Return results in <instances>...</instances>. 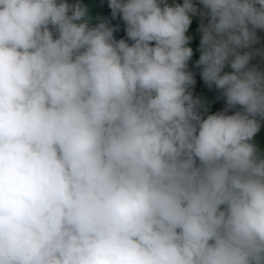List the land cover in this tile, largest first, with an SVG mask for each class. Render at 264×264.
I'll use <instances>...</instances> for the list:
<instances>
[{
  "label": "clouds",
  "instance_id": "clouds-1",
  "mask_svg": "<svg viewBox=\"0 0 264 264\" xmlns=\"http://www.w3.org/2000/svg\"><path fill=\"white\" fill-rule=\"evenodd\" d=\"M107 1L0 0V264H264V0Z\"/></svg>",
  "mask_w": 264,
  "mask_h": 264
},
{
  "label": "trees",
  "instance_id": "trees-1",
  "mask_svg": "<svg viewBox=\"0 0 264 264\" xmlns=\"http://www.w3.org/2000/svg\"><path fill=\"white\" fill-rule=\"evenodd\" d=\"M177 3L182 4L183 0H175ZM70 3L76 2V0H69ZM79 2L87 8L88 14L85 17V21L89 23L91 26H95L100 21H106L111 26H113L116 31L114 32L115 39H125L127 40L125 24L123 20L119 17L113 18L111 15V9L108 6V1L103 6V0H79ZM196 6L203 11V6L199 4V0H194ZM201 16L199 13L197 15L192 16V23L189 27L187 35L191 37V41L189 46L193 49V56L188 62V70L193 73L194 79L196 83L190 87V91L192 92L194 97H198L204 109L207 110V114L222 108L223 106V96L221 95L220 90L216 89L213 85L209 87L205 84V82L201 79L200 71L201 69L196 66V61H198L197 56L195 55L197 48L195 45L198 39L201 37V33L198 31L199 25L201 23ZM207 23V20H204ZM131 43V42H130ZM257 66L259 70L264 71V56L256 55L250 61V66ZM254 143L257 145L261 154H264V121H261L260 131L253 138Z\"/></svg>",
  "mask_w": 264,
  "mask_h": 264
},
{
  "label": "rangeland",
  "instance_id": "rangeland-1",
  "mask_svg": "<svg viewBox=\"0 0 264 264\" xmlns=\"http://www.w3.org/2000/svg\"><path fill=\"white\" fill-rule=\"evenodd\" d=\"M103 2H105V0H103ZM104 6V3H103ZM258 45V47L264 51V35L263 32H261V34L258 36V43H256ZM243 51V50H241Z\"/></svg>",
  "mask_w": 264,
  "mask_h": 264
}]
</instances>
